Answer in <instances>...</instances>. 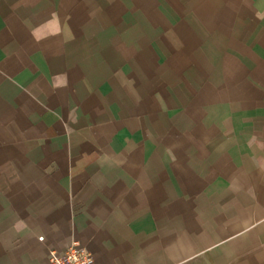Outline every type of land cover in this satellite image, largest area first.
Returning a JSON list of instances; mask_svg holds the SVG:
<instances>
[{
    "label": "crops",
    "instance_id": "1",
    "mask_svg": "<svg viewBox=\"0 0 264 264\" xmlns=\"http://www.w3.org/2000/svg\"><path fill=\"white\" fill-rule=\"evenodd\" d=\"M73 241L264 264V0H0V264Z\"/></svg>",
    "mask_w": 264,
    "mask_h": 264
},
{
    "label": "built area",
    "instance_id": "2",
    "mask_svg": "<svg viewBox=\"0 0 264 264\" xmlns=\"http://www.w3.org/2000/svg\"><path fill=\"white\" fill-rule=\"evenodd\" d=\"M47 258L49 264H97L93 254L78 241H73L59 250L51 249Z\"/></svg>",
    "mask_w": 264,
    "mask_h": 264
}]
</instances>
